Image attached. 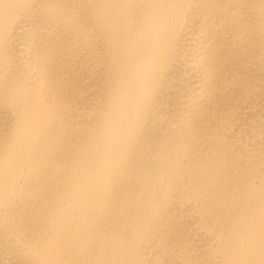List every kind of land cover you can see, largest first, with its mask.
<instances>
[{
	"label": "bare ground",
	"instance_id": "6f19581e",
	"mask_svg": "<svg viewBox=\"0 0 264 264\" xmlns=\"http://www.w3.org/2000/svg\"><path fill=\"white\" fill-rule=\"evenodd\" d=\"M0 264H264V0H0Z\"/></svg>",
	"mask_w": 264,
	"mask_h": 264
}]
</instances>
